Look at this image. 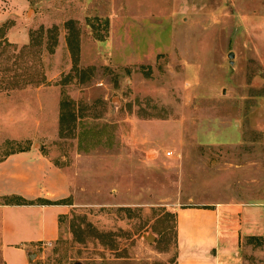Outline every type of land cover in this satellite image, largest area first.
I'll use <instances>...</instances> for the list:
<instances>
[{"label": "rangeland", "instance_id": "rangeland-1", "mask_svg": "<svg viewBox=\"0 0 264 264\" xmlns=\"http://www.w3.org/2000/svg\"><path fill=\"white\" fill-rule=\"evenodd\" d=\"M28 2V44L0 41V96L31 104L8 99L0 123L24 125L0 127V158L40 148L68 212L54 242L37 221L5 240L11 264H176L178 210L264 202V0ZM238 258L264 264V238Z\"/></svg>", "mask_w": 264, "mask_h": 264}, {"label": "crops", "instance_id": "crops-1", "mask_svg": "<svg viewBox=\"0 0 264 264\" xmlns=\"http://www.w3.org/2000/svg\"><path fill=\"white\" fill-rule=\"evenodd\" d=\"M28 3V0H0V30L10 22L4 32L0 31V41L6 40L17 47L28 44L29 23L22 15ZM22 92L0 96L6 99L1 100L2 119L8 118L5 115L10 109L8 99L20 101L22 98L24 102L16 108H30L31 101L27 103L26 99L31 93ZM17 118V123L8 119L2 121L0 127L23 124L21 117ZM17 140H22V137ZM68 195L64 173L36 145L9 152L0 158V198L13 196L30 203L0 204L2 264H11L7 258L5 240L20 235L28 236L33 221L38 223L39 232L35 238L38 245L54 242L58 238L59 219L68 212V205L62 201ZM16 210L27 214V217L16 223L14 228L7 218L9 212ZM249 237L264 238V202L180 209L176 213V264H241L239 250L243 239ZM35 250L25 253L24 264L33 262Z\"/></svg>", "mask_w": 264, "mask_h": 264}, {"label": "trees", "instance_id": "trees-1", "mask_svg": "<svg viewBox=\"0 0 264 264\" xmlns=\"http://www.w3.org/2000/svg\"><path fill=\"white\" fill-rule=\"evenodd\" d=\"M15 204L16 205H24V204H30V203H28V202H26V201L21 199V201L16 202ZM5 205H11V204L10 203H5Z\"/></svg>", "mask_w": 264, "mask_h": 264}, {"label": "water", "instance_id": "water-1", "mask_svg": "<svg viewBox=\"0 0 264 264\" xmlns=\"http://www.w3.org/2000/svg\"><path fill=\"white\" fill-rule=\"evenodd\" d=\"M231 56H232V53H230V54L228 55L229 58H231ZM146 239H147L148 241H152V237H150V236L147 237Z\"/></svg>", "mask_w": 264, "mask_h": 264}, {"label": "built area", "instance_id": "built-area-1", "mask_svg": "<svg viewBox=\"0 0 264 264\" xmlns=\"http://www.w3.org/2000/svg\"><path fill=\"white\" fill-rule=\"evenodd\" d=\"M172 155H173L172 152H167V153H166V156H167V157H171Z\"/></svg>", "mask_w": 264, "mask_h": 264}]
</instances>
